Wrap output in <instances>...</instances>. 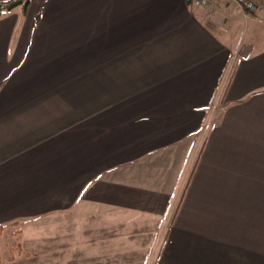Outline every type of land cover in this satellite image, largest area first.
I'll list each match as a JSON object with an SVG mask.
<instances>
[{
    "label": "crops",
    "instance_id": "0c3cea01",
    "mask_svg": "<svg viewBox=\"0 0 264 264\" xmlns=\"http://www.w3.org/2000/svg\"><path fill=\"white\" fill-rule=\"evenodd\" d=\"M242 20L224 0L2 13L0 225L31 255L1 264H264V50L225 72Z\"/></svg>",
    "mask_w": 264,
    "mask_h": 264
},
{
    "label": "rangeland",
    "instance_id": "374dc122",
    "mask_svg": "<svg viewBox=\"0 0 264 264\" xmlns=\"http://www.w3.org/2000/svg\"><path fill=\"white\" fill-rule=\"evenodd\" d=\"M242 19H243L241 21L242 25L239 28V32H238L237 36H235V38H233V40L230 41V44L232 43L234 45L232 46L233 48L231 49L229 59H228V63H227L226 68H225L226 74L232 72L233 67L235 65V62H237V59H239V57H242V56H240V52L243 49L242 46L245 45L246 43H250L255 48L256 51L264 50V17H259L258 15H256V16L254 15L248 19H244L243 17H242ZM247 20H249V21L247 22ZM250 20H255L256 23L257 22H259V23L254 24ZM216 26L218 27V29L220 31L224 28L223 22L217 24ZM216 34L218 36V33H216ZM75 75H77V74H75ZM84 76L85 77L82 78L81 75L80 76L78 75V76H76V78H74L75 83L78 80L82 81L83 84L87 87L85 89H88V93H87V91H85V97H83V100H107L106 97L102 96V94L100 92L101 88H99V90H94V84L90 81V76H88L87 74H85ZM218 91H217V94H218ZM61 94L62 93H60V95ZM217 94H215V97L213 98L214 103H212V105L210 106L211 115H213L216 112V109H218L217 108L218 107L217 100H219V99H218ZM75 100H76V98H75ZM205 126H209V123H206ZM11 142H12V140L9 143H11ZM192 149H194V147ZM191 151L192 152L190 153V156H191V158H194V152H193V150H191ZM190 161L191 160L189 158V161H188L189 166H190ZM188 172L189 171H187V168H186L184 171V174L188 173ZM183 175H182V177H183ZM182 177L180 178L181 180H182ZM181 182H184V181L182 180ZM20 228L21 227H19V226H14V227H8L7 226V227H5V230H3V233L0 236V254L2 255L3 258L8 257V255H9L8 245H10L12 243H21V241H19L20 236L16 235L15 233H11L12 230L20 229ZM165 230H166V228H163V230L161 229L162 232L161 231L160 232L162 234H164ZM27 254H28V256L31 255L29 253H27ZM75 263L76 262H58V264H75ZM134 263L135 262H116V264H134ZM18 264H33V263L22 262V263H18ZM148 264H151V262H148Z\"/></svg>",
    "mask_w": 264,
    "mask_h": 264
},
{
    "label": "built area",
    "instance_id": "2783aa9c",
    "mask_svg": "<svg viewBox=\"0 0 264 264\" xmlns=\"http://www.w3.org/2000/svg\"><path fill=\"white\" fill-rule=\"evenodd\" d=\"M218 0H186L194 7L205 9L210 7ZM226 3L233 4L244 19L258 15L264 17V0H224Z\"/></svg>",
    "mask_w": 264,
    "mask_h": 264
},
{
    "label": "trees",
    "instance_id": "16d2710c",
    "mask_svg": "<svg viewBox=\"0 0 264 264\" xmlns=\"http://www.w3.org/2000/svg\"><path fill=\"white\" fill-rule=\"evenodd\" d=\"M29 1L30 0H4V1H0V16L2 15V13L6 12V11H10V10H12L18 6H20L23 10L26 9ZM4 229H5V226L0 225V234L2 233V231ZM8 248H9V255L6 258L7 262H12L16 259L17 255L23 254L19 243H12V244L8 245ZM23 256H28V254L24 253ZM3 262L4 261L1 258V254H0V264Z\"/></svg>",
    "mask_w": 264,
    "mask_h": 264
}]
</instances>
